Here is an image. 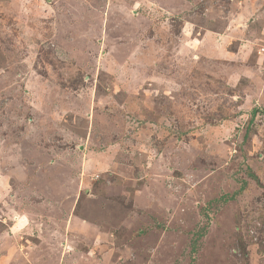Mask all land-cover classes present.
Returning a JSON list of instances; mask_svg holds the SVG:
<instances>
[{
  "label": "rangeland",
  "instance_id": "374dc122",
  "mask_svg": "<svg viewBox=\"0 0 264 264\" xmlns=\"http://www.w3.org/2000/svg\"><path fill=\"white\" fill-rule=\"evenodd\" d=\"M0 264H264V0H0Z\"/></svg>",
  "mask_w": 264,
  "mask_h": 264
}]
</instances>
